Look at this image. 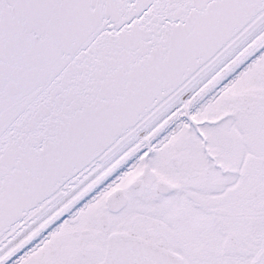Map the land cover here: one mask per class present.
<instances>
[{
	"label": "water",
	"instance_id": "1",
	"mask_svg": "<svg viewBox=\"0 0 264 264\" xmlns=\"http://www.w3.org/2000/svg\"><path fill=\"white\" fill-rule=\"evenodd\" d=\"M263 21L264 0H0V249ZM84 264L186 263L115 229Z\"/></svg>",
	"mask_w": 264,
	"mask_h": 264
},
{
	"label": "rangeland",
	"instance_id": "2",
	"mask_svg": "<svg viewBox=\"0 0 264 264\" xmlns=\"http://www.w3.org/2000/svg\"><path fill=\"white\" fill-rule=\"evenodd\" d=\"M244 56L250 59L233 78L225 80L226 74L232 72ZM254 104L264 111V26L243 42L186 99L184 112L199 118L201 121L197 125H188L184 112L180 115L172 110L139 141L115 154L91 179L62 199L45 215V226L53 221L58 211L67 210L73 202L70 200L72 194L79 197L87 192L92 196L86 195L76 209L69 212L78 210L76 219L72 221V217H66L58 223V234L70 225L76 228L82 224L92 226L90 216L102 190L95 189L94 194L91 193L93 183L97 178L110 177L116 171L120 173L128 165L140 162L139 153L146 150L147 144L153 149L152 156L157 158L152 165L174 180L175 188L169 194L170 203L157 197L159 203L154 206L153 198H149V204L145 206L148 218L152 217L162 225L163 233L158 238L163 237L171 249L182 253L187 264H264V157L248 142L241 121L246 111L251 114ZM237 106L240 107L238 110ZM161 141V147L157 148ZM133 173L128 168L123 176L127 178ZM128 203L117 217L133 214L143 202L134 193ZM42 220L2 250L0 264L30 261L27 257L21 262L17 259L57 225L52 224L49 231L38 235L37 231L44 227L35 230V226ZM25 235H28L27 239L19 246L31 240L30 246L15 259L3 261L16 248L10 250L11 247ZM34 240L36 242L31 244ZM5 252L8 253L4 257Z\"/></svg>",
	"mask_w": 264,
	"mask_h": 264
},
{
	"label": "flooded vegetation",
	"instance_id": "3",
	"mask_svg": "<svg viewBox=\"0 0 264 264\" xmlns=\"http://www.w3.org/2000/svg\"><path fill=\"white\" fill-rule=\"evenodd\" d=\"M239 108L240 107L237 106V110ZM200 121L199 118L196 119L195 116H190L189 120H187V124L197 125ZM242 129L246 131L244 126ZM162 142L163 141H161L156 147H161ZM144 147L146 150L139 153V157L141 156L143 159L141 158L140 162L137 164H135V162L132 165H128L119 175L110 178L106 184L104 192L97 196L95 202L96 206L94 210H92V216H90V218L93 219L91 220L92 226L90 225L89 227L82 224L76 228L75 226L70 225L64 232H59L58 234V223L66 217H72L71 219L73 221L78 215V210L69 214L65 213L64 209L61 212L58 211L60 212V215L55 230L49 231V234L43 237L42 240L38 241L35 247L32 246L31 248H28V251H25L17 261L21 262L27 257L30 261L26 264L89 263L90 261L101 258L108 232L115 229H125L128 230V232L131 231L138 233L139 235L142 234L149 238V240L152 239L169 246L163 237L158 238V235L163 233L162 225H159L158 220H155L152 217L148 218L149 213L146 212V210L148 211V208L145 209V206L149 204V198H153V201L155 202L154 206L159 203V197L170 203L171 199L169 194H171L172 191H175L174 180L167 178V176L156 170L155 166L152 165L153 161L155 159L157 160L156 157L152 156V147H148L147 144ZM149 156L151 157L149 158ZM148 166H150L153 171H150ZM128 168L132 169L135 173L126 178L123 176V173H125ZM148 172L150 175H148ZM158 178L166 180L167 182H160ZM190 191L193 192V190ZM108 192L111 193V197H109V202H106L105 197ZM134 193H137L142 199L143 203H141V208L138 209L136 204L137 211L133 212V214L117 217L119 211L129 204L128 202L131 195ZM122 195H124L123 204L117 205V202L123 197ZM63 207L64 206L61 208ZM44 223L45 221L40 225H37L35 230H37L39 226L41 227ZM27 237L28 235L22 237V241L17 242L10 250L17 247L18 244H21L23 241L25 242ZM8 252H5V254L3 253L4 257ZM32 253L34 255H30Z\"/></svg>",
	"mask_w": 264,
	"mask_h": 264
},
{
	"label": "bare ground",
	"instance_id": "4",
	"mask_svg": "<svg viewBox=\"0 0 264 264\" xmlns=\"http://www.w3.org/2000/svg\"><path fill=\"white\" fill-rule=\"evenodd\" d=\"M263 26H264V21H263L262 23H260V24L255 28L254 31H252L248 36H246L245 39H243V41L240 42V43L235 47V49L232 50L231 53H228V54L225 56V58H223V59L220 61V63L216 64L211 70H209V71L207 72V74H205L204 76H202V77H201V78H200L195 84H193V86H191L189 89H187V90L185 91V93H183L182 95H180V97H178V98L175 100V102L173 101V102H172L167 108H165V110H163L160 114H158V115L155 117L154 120H151V121H150L145 127L142 128V130H140L139 132H137V133L135 134V136H133L132 138H130L129 141H127V142L125 143V145L123 144L118 150H116V152L113 153L110 157H108V158L105 160V162L109 161V160H110L113 156H115V154H117L118 152H121V150H125V148L128 147V146H130V144L133 145V143L139 141V139H141L143 136H145V134H147L148 131L151 130V128H153V127L155 126V124L159 123V121H160L161 119H163L166 115H168L169 112H171L172 110L177 111L180 115L183 114V112H184V108H185V107H183V105H184V103L186 102V99L190 96L191 92L194 91V89H195L198 85H200V83H201L203 80H205L209 74H211V72L215 71V69H216L218 66H220V65H221V64H222V63H223V62H224V61H225V60H226V59H227L232 53H234L235 50L238 49V47H240V46L243 44V42L247 41V39H248L249 37H251L252 34L256 33V31L260 30ZM236 71H238V70H236ZM234 74H237V72H235ZM184 113H185V112H184ZM185 114H186V113H185ZM103 164H104V163L100 164L95 170H93V171L90 173V175H87V176L85 177V179H83L82 181H80V182L77 184V186L73 187L69 192H67V193L65 194V197H66L70 192H72L73 190H75L78 186H80L82 182L85 183L86 180L91 179V177H92L94 174H96V171H97V170H98ZM120 172H122V170H121ZM96 183H97V182H96ZM95 189H96V188L91 187L90 192L93 193V192L95 191ZM65 197L60 198V199H59L54 205L51 206V208L47 209V210L44 212V214L40 215V216L38 217V219L34 220L29 226H27V227L25 228L24 231H22L21 233H19L17 236L14 237V239H12V241L8 242L4 247H2V248L0 249V253L2 252V250L4 251V249H5L7 246H9V245L11 244V242H13L16 238H18V237H19L22 233H24L26 230H28V228H29L30 226L34 225L35 222L39 221L41 218L44 219L45 215H47V214H48L53 208H55V206H56V205H57L62 199H65ZM110 200H111V199H110ZM124 205H125V204H124ZM50 221H51V220H50ZM39 223H40V222H39ZM39 223H38V224H39ZM52 224H53V225L56 224V220H55V218H53V221L50 222V223L48 224L47 227H50ZM41 227L43 228L44 226H41ZM44 229H45V228H44ZM42 230H43V229H42Z\"/></svg>",
	"mask_w": 264,
	"mask_h": 264
},
{
	"label": "trees",
	"instance_id": "5",
	"mask_svg": "<svg viewBox=\"0 0 264 264\" xmlns=\"http://www.w3.org/2000/svg\"><path fill=\"white\" fill-rule=\"evenodd\" d=\"M246 114L242 117V124L246 128V134L248 135V142L252 147L257 149L264 157V111L258 109L254 104L251 114L246 111ZM258 160V159H257Z\"/></svg>",
	"mask_w": 264,
	"mask_h": 264
}]
</instances>
